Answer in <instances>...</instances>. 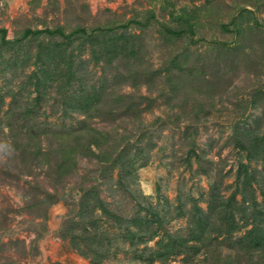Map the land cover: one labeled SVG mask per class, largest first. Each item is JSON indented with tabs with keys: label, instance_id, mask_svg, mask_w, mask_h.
Returning a JSON list of instances; mask_svg holds the SVG:
<instances>
[{
	"label": "rangeland",
	"instance_id": "obj_1",
	"mask_svg": "<svg viewBox=\"0 0 264 264\" xmlns=\"http://www.w3.org/2000/svg\"><path fill=\"white\" fill-rule=\"evenodd\" d=\"M59 27L0 38V264H264L216 223L211 255L191 240L151 260L168 234L189 237L197 206L225 226L213 197L243 200L241 164L264 198V158L239 146L264 136V0H0L7 40ZM52 42L69 64L38 54ZM86 96L91 109L74 108ZM76 130L88 139L62 172Z\"/></svg>",
	"mask_w": 264,
	"mask_h": 264
},
{
	"label": "trees",
	"instance_id": "obj_2",
	"mask_svg": "<svg viewBox=\"0 0 264 264\" xmlns=\"http://www.w3.org/2000/svg\"><path fill=\"white\" fill-rule=\"evenodd\" d=\"M190 27L192 26L190 25ZM80 31L84 33L85 29L81 28ZM168 31H169L170 36L172 35L179 36L182 33H184L185 29H182V28L172 29L169 27ZM43 32H46L52 35L55 33L64 35L63 30L60 27L56 29H52V30L51 29H46V30L35 29L34 30L31 28H26L25 30L21 32V37L14 39V40H9V39L7 40L6 30L0 29V38L2 41L12 44V43L21 42L22 39L24 38L36 37L42 34ZM45 47L48 48L49 50H46ZM66 48L67 46H64L63 42H54V43L52 42V43H47V44H42V45L39 44L38 54H42V52H44V54H46L48 57L54 58L53 60H55L58 63V65H61L62 63H64L63 62L64 59H69L68 60V64H69L72 61L73 53L67 52ZM38 58H40L39 55H38ZM60 59L62 60L60 61ZM4 62L5 60L0 58V63L4 64ZM47 71L48 69L46 68L41 70V72L44 73L45 77H43L42 80L41 78L39 80L37 79L36 85H38L39 83L49 82V80L51 79V76H50V73ZM69 71H71L70 74L72 75L77 73L75 72L77 70H73L72 67L69 68ZM37 89L40 90V88L38 87ZM81 101L82 100H80V102ZM82 104H85V105H82ZM80 105H81L80 107H74V108L81 110V111H89L92 107L90 96H86V102L80 103ZM75 132L76 134L74 138L75 143L73 142L74 144L72 142L67 143L66 141L65 143L59 144V148H60L59 151L61 152L62 160H63V162L59 164V167L62 172L66 171L68 167H70V165L74 164V162H72L71 159L75 158L74 157L75 153L79 151L78 147L79 146L83 147L84 140L82 139L83 138L88 139L87 135H84L78 130H76ZM69 133H72V130H69L68 134ZM247 134H248V131L246 130L242 131L241 139L244 140ZM253 134H256V133H253ZM101 135L103 136V133ZM250 139L253 140L251 144L244 145V144L239 143V146L247 147L249 154L261 153L262 157L264 158V136L254 135L253 139L252 138ZM103 140L105 141L104 138ZM103 140L99 141V137L96 136L94 139L93 138L89 139V142L87 144L91 143V144H95L96 146H98L100 142H102ZM89 147L87 146V148H85V150L81 152L84 154H89L90 153L88 152V149L90 150ZM81 149L82 148H80V150ZM93 151L94 150H91V153H95ZM130 161L133 162L134 159H130ZM241 166H244L243 167L244 168L243 169L244 184L242 188V193L244 195L243 200L240 201L239 203L236 202L235 194H232L229 198L224 199V200L219 196L218 193L214 194V197H213V198H216L218 196V199L220 198L219 200L217 199L218 202L216 206L213 208V211L215 210V214L219 216L222 222L223 221L225 222V226L223 224H220L218 221L210 222V210L209 209L204 210L203 208L197 206L196 210L192 213V217L190 219V226L188 227L189 237H184L179 234H168L169 238L163 243L162 249L152 254L153 255L151 257L152 261L157 260V259L160 261H167L172 255L183 253L186 246L188 245V242H190L191 240L196 241L197 243L200 241L206 247L208 246V244H210V250L206 248V252L207 254H209V251H210V255H211V252H212L211 245H213V242H212L213 239H211V233L209 232H210V225L215 224V223L218 225L216 228L217 234L224 233L225 239L229 241L230 247L235 249L234 253L236 255L237 254L248 255L249 260H251L254 253L258 252L262 254L264 257V198L261 202H259L255 198V195L253 193H251L250 196L246 194L245 190L247 189V187H250L249 185L251 184V181L249 179V174H248L249 170H248L247 165L241 164ZM119 182H122V181H119ZM263 182H264V179H263ZM121 184L125 186L128 184V182L123 181ZM86 201H87V197L85 195L83 196V199H82V203L86 206L85 210H87V207L89 206L88 202ZM85 210H83V213L81 212L82 216L84 215ZM238 212L241 213L240 219H242V223H240L239 220H237ZM155 215L160 216L159 212L156 213ZM155 219L156 221L161 222L162 218L156 216ZM247 226H250V227L247 228L243 234L241 235L237 234L238 231H240L243 227H247ZM155 233L156 232H154L153 234ZM205 234L207 235V237H209L207 241L203 240L204 239L203 235ZM193 247H196V245H194ZM197 248H200L199 245L197 246ZM212 261L214 262V264L215 263L217 264L216 259H213Z\"/></svg>",
	"mask_w": 264,
	"mask_h": 264
}]
</instances>
